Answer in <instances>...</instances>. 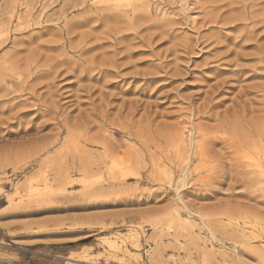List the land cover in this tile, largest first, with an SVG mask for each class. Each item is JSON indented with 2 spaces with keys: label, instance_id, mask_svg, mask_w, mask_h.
I'll return each instance as SVG.
<instances>
[{
  "label": "rangeland",
  "instance_id": "1",
  "mask_svg": "<svg viewBox=\"0 0 264 264\" xmlns=\"http://www.w3.org/2000/svg\"><path fill=\"white\" fill-rule=\"evenodd\" d=\"M263 141L264 0H0V264H264Z\"/></svg>",
  "mask_w": 264,
  "mask_h": 264
},
{
  "label": "bare ground",
  "instance_id": "2",
  "mask_svg": "<svg viewBox=\"0 0 264 264\" xmlns=\"http://www.w3.org/2000/svg\"><path fill=\"white\" fill-rule=\"evenodd\" d=\"M250 110H252V109H250ZM252 111H253V110H252ZM252 111H251V112H252ZM262 111H263V110L261 109V112H262ZM255 132H256V131H255ZM261 135H262V134H261ZM193 138H194V137H193ZM259 140H260V139H259ZM182 141H183V140H182ZM260 141H261V140H260ZM183 142H184V141H183ZM261 142H262V141H261ZM263 142H264V141H263ZM199 152H200V151H199ZM185 161H186V160H185ZM251 163H253V162H251ZM262 166H263V165H262ZM249 168H252V167L250 166ZM259 171H262L261 174H264V173H263V169L260 168V167H259ZM262 181H263V180H262Z\"/></svg>",
  "mask_w": 264,
  "mask_h": 264
}]
</instances>
